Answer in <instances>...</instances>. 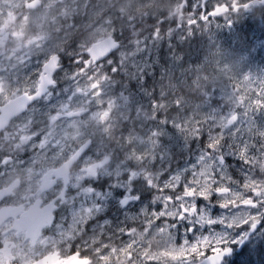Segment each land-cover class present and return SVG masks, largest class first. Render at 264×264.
Listing matches in <instances>:
<instances>
[{
	"label": "rangeland",
	"instance_id": "1",
	"mask_svg": "<svg viewBox=\"0 0 264 264\" xmlns=\"http://www.w3.org/2000/svg\"><path fill=\"white\" fill-rule=\"evenodd\" d=\"M182 3L183 0H0V105L17 97V89L22 95L23 89L30 86L29 81H38L36 74L41 73L47 57L63 56L68 61L65 71L70 73L67 78L63 73L58 77L60 88L56 89L55 94L50 93L51 104L37 102L24 118L15 119L0 136V152L4 151L3 157L10 155L15 161L14 166L7 169L0 165V187L20 180L25 185L24 190L35 189L40 176L60 168L82 146L91 142L87 155L71 171L63 206L74 207L75 211L66 226L57 224V234L52 237L56 242L54 244L66 242L65 247L70 251L79 245L81 239L95 238L100 244L107 242L100 236L99 228L94 234L83 232L81 220L87 219L90 210L88 205L77 202L72 195L73 192L77 196L87 193L90 183L97 180L108 179L113 185L122 183L128 188L134 186V180L137 184L151 180L155 187V180L162 172L169 171V168L175 170L186 167L192 175L185 176L184 172H180L174 183L169 185L178 197L192 196L193 193L210 196L216 190L229 191L221 195V201L215 194L212 196L214 203L232 204L229 212L214 207L211 212L213 218L233 212L244 217L249 210L243 203L254 196L253 191L264 192V153L260 154L259 159L244 165L237 159L229 158L228 170L220 172L216 169L219 173L217 179L213 175L214 162L198 158V149L203 151L201 143L206 145L208 141H196V147H192L193 137L190 134L193 129H199L200 134L211 129L217 138L223 133L224 139H227L229 133L224 131L227 124L225 114L229 109H238L241 124L237 128H242L241 135H244L247 131L244 122L250 125L253 120V112L247 101L256 98L254 93L259 92V85L255 76L264 68V37L253 41L248 51L239 48L224 52L217 48L215 53L203 56L194 52L197 41L207 37L211 50L216 49V45L211 44L215 40L229 47L232 37L226 35L223 40H219L222 38L220 35L235 31L238 28L235 23L240 20L246 23L250 20L249 16L234 14V26L226 25L222 16L213 18L210 31L198 32L194 40L184 42L175 33L176 27L188 19L187 9L179 11ZM33 5L34 9L29 8ZM258 17L260 14L256 10L255 18ZM105 38H113L120 44L117 57L123 66L124 75L113 76L107 63L102 66L92 62L77 65L69 59L88 51L94 43ZM178 48L194 49L191 54L186 53V61H183ZM160 51L165 54L164 60L167 62L157 64L151 81L144 83L141 79L138 84L143 93L141 95L132 88V84L136 82L148 56L155 59ZM249 72L253 75L252 83L242 79L243 74ZM172 88V93H169ZM61 89L68 91L62 93ZM185 90L189 98H184L182 91ZM65 95L71 101L66 109L61 108ZM241 97H245V102L241 101ZM53 108L58 110L53 112ZM83 112L86 114L80 118L67 117L70 113ZM158 112L162 113V118L169 125L183 123L188 130V133H181L179 129H174L177 139L172 142L165 137L163 145H167V149L159 139L149 134V129L155 131L153 125ZM256 116L258 122L264 121V113L259 109ZM42 129L44 132H41ZM230 134L235 136L236 129L231 130ZM36 135H40L41 139L33 143L32 138ZM161 155L164 159L157 160L156 157ZM105 158H109V162L100 167L101 171L95 179L83 171ZM153 162L155 167L152 166ZM241 168L245 172L250 169L247 180L243 181ZM231 176L236 183L230 184ZM184 179L189 184L182 190L177 185L182 184ZM58 184L55 192H58L57 196L62 191V182ZM205 203L198 199V207H203ZM113 215L123 220V216ZM156 224L160 225L161 222L156 221ZM129 225L133 227V236L138 242L136 251L132 253L133 260L129 261L120 251L128 238L120 240L117 236L108 242V246L117 248V251L107 264H176L170 257L160 254L183 243V223L179 226V232L173 229L171 233L166 229L160 232L155 228L148 232L141 221H130ZM222 231L223 225L199 228L195 235L189 231L187 239L195 242L201 235L211 238ZM81 249L93 258L94 264H104L91 250ZM201 250L203 256L186 254L191 264L199 263L212 253L207 245ZM109 251L105 249L104 254ZM141 253H146L148 257L155 256L156 259L149 260ZM251 264H264V252L260 256L254 253Z\"/></svg>",
	"mask_w": 264,
	"mask_h": 264
},
{
	"label": "snow or ice",
	"instance_id": "2",
	"mask_svg": "<svg viewBox=\"0 0 264 264\" xmlns=\"http://www.w3.org/2000/svg\"><path fill=\"white\" fill-rule=\"evenodd\" d=\"M185 9H187L188 19L186 23H180L175 29V33L179 34L180 39L184 42L189 39L194 40L198 32L210 31L209 26L212 24L213 18H220L221 16L224 18L226 25L234 26V14H248L249 19H254L256 10H258L261 17L258 23L264 24V0H216L215 3H213V0H183L182 10ZM253 29L255 31L260 30L256 26H253ZM233 38L238 42V47L241 51H248L253 46L254 39H259L258 36L253 38L250 32L243 30L234 32ZM119 39L117 37L118 41ZM171 39L172 37L170 36L169 40L171 41ZM117 51L118 48L113 49L106 56L101 57L100 61L96 62L98 66L107 63L108 69L113 76L117 74L124 75L123 66L117 57ZM164 55L163 51H160V55L155 59L150 55L148 60L142 64L141 71L136 77V82L132 84V88L137 93L143 95L140 87H138L141 79L144 83L151 81L157 64L167 62L164 60ZM69 59L73 64L79 65L87 63L90 57L88 53L81 52ZM141 59L143 60V57ZM49 60L56 65L53 69L49 68ZM43 67L45 73H37L39 80L29 81L30 86H26L23 89L22 95H20L19 89L16 90V95L20 96L22 103L26 104L31 101L35 104L37 101H41L51 104L50 93L55 94L56 89L60 88L58 77L61 73H63L65 78L70 75L68 71H65L68 68V61L63 56L47 57ZM242 79L247 83H252L253 75L251 72L243 74ZM255 80L259 85V92L254 93L255 99L247 101L248 107L253 112V120L250 125L249 122H244V125H247V131L244 135H241L243 129L237 128V125L241 124V116L238 109L235 111L229 109L225 114L227 124L224 131L229 133L227 139H224L223 133L217 138L213 135L211 129L203 134H200L199 129H193L190 133L193 137L192 147H196V141H208L206 145L201 143L203 151L198 149V158L214 162L213 175L217 179L219 178V173L216 169H219L220 172L228 170L230 167L229 158L237 159L244 165L259 159L260 154L264 153V121L258 122V117L256 116L258 109L264 113V68H261L256 73ZM93 87L95 88L96 85ZM67 91L61 89L62 93ZM240 99L245 102V97ZM70 103L68 96L65 95L64 100L61 101V108L66 109ZM176 107L179 109L180 105L177 103ZM57 110V108H53V112ZM245 115H247L246 112ZM53 119H56V117L53 116ZM153 128L155 131L149 129L150 136L154 139H159L162 145L165 137L168 138L169 142L177 139L174 129H179L181 133H188L183 123L169 125L168 121L162 118V113L159 112ZM233 129H236L235 136L230 134ZM40 139V135H36L32 138V141L33 143H38ZM221 141L223 142L221 143ZM163 147L167 149V145H163ZM180 147L183 148V144ZM25 154L27 155V153ZM84 155H87V151H85ZM156 159L163 160L164 157L161 155L156 157ZM14 164L15 161L10 155L8 157H0V165L3 168L7 169L10 166H14ZM152 166L155 167V162H153ZM198 167L199 165H197ZM180 172H184L185 176L192 175L186 167L175 170L169 168V171L162 172L159 178L155 180V187L151 180H143L139 184L134 180V186L128 188L122 183L113 185L108 179H104L91 182L87 193H81L77 196L73 192V199L77 202L82 201L83 205H88L90 210V215L87 219L81 220L83 232L94 234L96 229L99 228L101 229L100 236L105 238L107 242L100 244L95 238L81 239L74 255L64 258L60 256L63 264H92L91 259L87 256L82 259L79 258L81 248L91 250L99 260L107 264L111 255L117 251V248L109 247L108 242H111L113 237L117 236L120 240L125 237L128 238L127 242L120 247V251L124 253L129 261H132V253L136 251L138 242L133 236V227L129 225L130 221L132 223L141 221V224L148 232L155 228L160 232L166 229L169 233L173 229L179 232V226L183 223L185 228L183 243L179 244V246L174 245L171 250L160 254L164 257H170L176 264H191L186 254L191 253L194 257L203 256L201 249L205 245L211 249L212 255L204 257L200 264H251V256L254 253L264 252V192L257 193L253 191L254 196L243 203L246 209L249 210L244 217L241 218L233 212L213 218L211 212L214 207L218 206L220 209H225L229 212L232 204L214 203L211 198L214 194H219L216 192H213L210 196L193 193L192 196L178 197L169 185L174 183ZM241 172L244 173L243 181L247 180L250 169L245 172L241 168ZM4 174L6 175L7 173ZM229 182L232 184L237 181L231 176ZM188 184L189 181L184 179L183 183L177 185V187H182L183 190ZM154 193L156 194L155 196ZM156 196L159 198L157 199ZM198 199L206 202L203 207H198ZM222 199L223 197L219 194V201ZM235 207L238 208L239 205H235ZM74 211V207L61 206L56 208L53 213V227L55 228L57 224L61 223L66 226ZM133 212L135 213L134 215H129V213ZM113 213L123 216V220L116 219ZM141 216H143L142 220ZM169 220H171V223H168ZM156 221H160L161 224L157 225ZM219 225L224 226V231L215 233L211 238L201 235L196 238L195 242H190L187 239L189 231H192L193 235H195L199 228ZM77 227H79V224ZM237 229L239 230L237 231ZM56 234L54 232V235ZM3 247L4 244L0 242V248ZM105 249L110 251L104 254ZM141 254L149 260L156 259L155 256L148 257L146 253ZM8 264H17V260L12 259Z\"/></svg>",
	"mask_w": 264,
	"mask_h": 264
},
{
	"label": "flooded vegetation",
	"instance_id": "3",
	"mask_svg": "<svg viewBox=\"0 0 264 264\" xmlns=\"http://www.w3.org/2000/svg\"><path fill=\"white\" fill-rule=\"evenodd\" d=\"M180 16L182 15L180 14ZM183 49H177L180 55ZM36 103L26 106L25 111L19 117L24 118ZM4 104H1L0 107ZM41 132H44V129ZM3 156H5V152L1 151L0 157ZM52 171L40 176L39 184L35 189L24 190L25 185L20 180L1 185L0 242L4 244V247L0 248V264H8L12 259H16L17 264H55L56 262L62 264L60 256L64 258L76 253L77 247H73L69 251L65 247L66 242L54 244L56 242L52 240L57 228V225L55 228L53 227V213L56 208L65 204L68 188L67 185H63L64 177L56 179L57 172L53 173ZM60 181L62 182V191L57 196L58 192H55ZM86 256L94 264L93 258L81 249L79 258L82 259Z\"/></svg>",
	"mask_w": 264,
	"mask_h": 264
},
{
	"label": "water",
	"instance_id": "4",
	"mask_svg": "<svg viewBox=\"0 0 264 264\" xmlns=\"http://www.w3.org/2000/svg\"><path fill=\"white\" fill-rule=\"evenodd\" d=\"M34 7H35V5L29 6V8H34ZM117 48L119 49V43L116 42L113 38H108L106 40H103L99 43L94 44L87 53L89 54L90 60L93 63H96L97 61L101 60V57L106 56L108 54V52L112 51L113 49H117ZM48 64H49L50 69H53L56 66L55 63L51 60L48 62ZM44 73H45V69L43 67L41 74H44ZM30 103H31V101H28L26 104L22 103V101L19 97L15 100L8 102L6 105L0 107V133L7 128L10 120L14 117H17L22 112H24L26 109V106H28ZM78 115L79 114H70V115H68V117H75ZM90 144H91L90 141L87 142L84 146H82L76 152V154L73 157L70 158V160L68 162L64 163L57 170L52 171L53 173L57 172V174H55V178L57 179L59 177H64V185H67L70 169L78 161L80 156L90 147ZM108 162H109V158H105V160H103L101 163H98L97 165L90 167L86 171L91 176H94L96 168H100ZM60 172H62L63 174L60 175L59 174ZM228 192H229L228 190L216 191V193H219L221 195H226V194H228ZM219 194H216V195H219ZM244 207H246V206H244ZM55 264H59V263L56 262Z\"/></svg>",
	"mask_w": 264,
	"mask_h": 264
},
{
	"label": "trees",
	"instance_id": "5",
	"mask_svg": "<svg viewBox=\"0 0 264 264\" xmlns=\"http://www.w3.org/2000/svg\"><path fill=\"white\" fill-rule=\"evenodd\" d=\"M260 20H261V17L260 18L258 17V18H255V19L247 20L246 23L241 22V20L239 22L237 21L235 23V26H238V28H236L235 31H230V32L227 31V32H224L223 34H221L220 37H222V38H219V40L220 39L223 40L224 36H226V35H230L229 37H232V40L229 42V47L226 45V43H224L222 41L215 40L211 44L212 45H216V49L211 50L210 49V46H209L210 41L207 39V37H203V38H201V39H203V41L200 40V41H197L196 42V47H195V51L194 52L201 53V54H203V56H205L206 54H209V53L211 54L212 52L215 53L217 51V48H218V51L225 50L224 52H227V51L233 52L234 50L239 49L238 44L235 42V39L233 38V33L234 32H238V31H241V30L250 32L252 34V37L253 38H255V37L258 36L259 39H262L264 37V24H259L258 22ZM253 26L258 27L260 30L259 31H255L253 29ZM229 37L227 39H229ZM256 40H258V39H254V41H256ZM233 45H235V46H233ZM193 49L194 48H192L190 51L189 50H184V49L181 50V56H182L183 61H186V57H187V54L186 53L189 52L191 54L193 52ZM174 88H172L169 91V93H172V91H173ZM182 94H183L184 98H189L190 97L188 95V93L186 92V90L185 91H182ZM174 109L175 108H173L172 110H174ZM172 110H169V113H172ZM174 113H176V112H174ZM209 113H211V111H209ZM261 254L262 253H258L259 256Z\"/></svg>",
	"mask_w": 264,
	"mask_h": 264
},
{
	"label": "bare ground",
	"instance_id": "6",
	"mask_svg": "<svg viewBox=\"0 0 264 264\" xmlns=\"http://www.w3.org/2000/svg\"><path fill=\"white\" fill-rule=\"evenodd\" d=\"M89 50H90V49H89ZM89 50H88V51H89ZM88 51H86V53H87ZM189 51H190V50H189Z\"/></svg>",
	"mask_w": 264,
	"mask_h": 264
}]
</instances>
